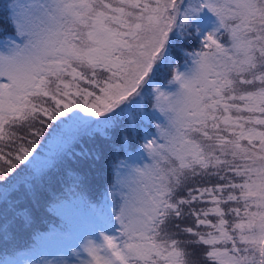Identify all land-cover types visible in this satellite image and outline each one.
<instances>
[{
	"label": "snow or ice",
	"instance_id": "6c2138e0",
	"mask_svg": "<svg viewBox=\"0 0 264 264\" xmlns=\"http://www.w3.org/2000/svg\"><path fill=\"white\" fill-rule=\"evenodd\" d=\"M0 33V244L71 141L112 200L62 264H264V0H10Z\"/></svg>",
	"mask_w": 264,
	"mask_h": 264
},
{
	"label": "trees",
	"instance_id": "16d2710c",
	"mask_svg": "<svg viewBox=\"0 0 264 264\" xmlns=\"http://www.w3.org/2000/svg\"><path fill=\"white\" fill-rule=\"evenodd\" d=\"M10 0H0V13L4 10V5L9 3ZM5 35L0 33V38ZM118 135V134H117ZM87 143V141H85ZM137 145L142 143V141H136ZM69 147L72 151H69L65 156H56L53 163L56 165L51 169L49 175L52 177L50 181L47 182V193L41 198L40 206L34 209L37 210L35 216V224L37 228H32V230L25 231V236L22 237L20 232L17 234L14 241H11L7 245L0 244V260H4L7 255H15L17 251L22 248H31L36 244V240L33 239L36 230H43L49 225H54L55 223H62L60 219L54 217L53 212H50L51 206L55 202H59L64 198L69 197L75 193L82 195L87 202L98 203L103 199H111L109 196L105 195V190L108 189L107 184L112 175L107 168L103 166V163L97 165L88 173L87 181L80 187H76L73 184V176L76 172L80 171L77 164L74 162L72 152H78L79 146L73 142H69ZM38 151L43 157L52 155L49 152L48 147H41ZM123 155L119 156L117 159H123ZM115 163V162H114ZM51 197V199H48ZM58 219V220H57ZM47 223V224H46ZM34 224V225H35ZM23 239H21V238Z\"/></svg>",
	"mask_w": 264,
	"mask_h": 264
},
{
	"label": "rangeland",
	"instance_id": "374dc122",
	"mask_svg": "<svg viewBox=\"0 0 264 264\" xmlns=\"http://www.w3.org/2000/svg\"><path fill=\"white\" fill-rule=\"evenodd\" d=\"M21 2H23V0H21ZM43 158L42 156V159ZM108 186L109 182L107 184V187ZM105 195L109 196L111 199H103L98 202L96 206L92 204L85 205L83 199L77 194L70 195L60 203H54L50 208V212H53L55 219L58 218L62 222L55 223L54 225L62 224L66 227V232L63 233L64 236L61 237L58 234H51L52 232L49 233V235H44L40 230H36L34 231L35 236L33 239L37 241V246L32 249L31 253L19 254L15 259L10 258L7 261H15L17 264H45V262H47V264H62L64 261L73 260L72 248L69 247V244L77 243V234L99 215L100 207L105 206L106 203L107 205L111 204L112 197L108 194L107 189L105 190ZM61 203H63L65 207L60 208L59 205ZM108 211H111L110 207H108ZM34 213L37 214V210H35ZM69 225L72 226L71 233H69ZM34 228H37L36 224ZM20 234H22V237L26 235L25 231H21Z\"/></svg>",
	"mask_w": 264,
	"mask_h": 264
}]
</instances>
